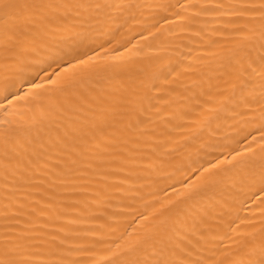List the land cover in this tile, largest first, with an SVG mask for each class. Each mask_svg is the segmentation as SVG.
<instances>
[{
	"label": "bare ground",
	"instance_id": "6f19581e",
	"mask_svg": "<svg viewBox=\"0 0 264 264\" xmlns=\"http://www.w3.org/2000/svg\"><path fill=\"white\" fill-rule=\"evenodd\" d=\"M264 0L0 5V264H259Z\"/></svg>",
	"mask_w": 264,
	"mask_h": 264
},
{
	"label": "snow or ice",
	"instance_id": "6c2138e0",
	"mask_svg": "<svg viewBox=\"0 0 264 264\" xmlns=\"http://www.w3.org/2000/svg\"><path fill=\"white\" fill-rule=\"evenodd\" d=\"M6 0H0V5L5 4ZM259 264H264V253H262V258L259 261Z\"/></svg>",
	"mask_w": 264,
	"mask_h": 264
}]
</instances>
